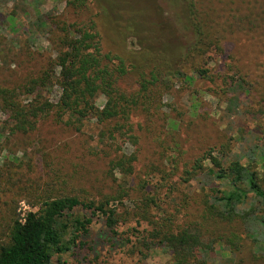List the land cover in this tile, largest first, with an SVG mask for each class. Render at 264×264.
<instances>
[{
    "label": "rangeland",
    "instance_id": "1",
    "mask_svg": "<svg viewBox=\"0 0 264 264\" xmlns=\"http://www.w3.org/2000/svg\"><path fill=\"white\" fill-rule=\"evenodd\" d=\"M71 1L0 0V87H17L49 69L60 50L49 17L95 26L103 54L114 68L123 66L117 85L125 94L139 92L141 76L152 71L162 82L153 86L150 100H140L144 108L132 107L133 140L95 120L79 131L44 120L29 137L14 136L0 111V244L15 214L23 219L38 211L42 196L74 194L96 201L116 196L111 206L121 215L119 234L97 216L76 247L56 255L52 264H171V253L159 246L144 259L138 242L165 217H172L176 228L204 223L198 199L203 184L210 185L200 176L189 179L186 170L198 160L211 167L209 154L225 161L226 155L235 159L264 144V36L258 40L227 30L224 50L212 47L201 61L188 57L196 37L183 0H85L82 8ZM200 67L207 68L206 76L196 71ZM60 97L54 86L48 98L56 103ZM95 102L103 109L104 94ZM133 154L132 174L110 172L113 159ZM149 198L158 207L147 205ZM212 229L205 238L220 241L201 264H264L241 226L210 222ZM233 231L242 238L239 251L225 242Z\"/></svg>",
    "mask_w": 264,
    "mask_h": 264
},
{
    "label": "trees",
    "instance_id": "2",
    "mask_svg": "<svg viewBox=\"0 0 264 264\" xmlns=\"http://www.w3.org/2000/svg\"><path fill=\"white\" fill-rule=\"evenodd\" d=\"M84 2L74 0L69 3L74 8H82ZM183 2L191 19L189 26H193L196 37L188 57L202 61L212 47L222 52L227 30L245 31L256 35L258 40L264 36V0ZM48 19L60 46L49 69L42 75L29 77L17 87H0V111L5 113L12 134L29 137L39 130L44 120L55 121L76 131L81 130L87 121L95 120L112 134L120 133L131 140L136 139L130 122L132 107L144 108V102L140 100L152 98L153 86L162 82L161 74L156 71L149 76L143 74L140 91L134 95L125 94L117 85L120 74L124 73L123 66L114 68L110 63L112 58L103 54L100 34L94 25L68 24L53 17ZM231 21L234 22L229 26ZM196 71L201 76L207 74L205 67ZM54 86L61 90L56 103L48 98ZM100 92L106 98L103 109L96 107L95 102ZM24 97L27 100H23ZM205 158L211 161V167H205L198 160L191 171L185 172L189 179L200 176L203 183L210 185L206 189L202 183L204 186L198 199L204 223L197 227L176 228L172 217H165L164 222L154 221L152 229L139 238V253L144 259L153 247L159 246L171 253V264H201L220 241L218 237L205 238L206 232L213 231L209 230L210 222L233 228L241 226L245 235L251 236L256 244L254 254L264 259V144L254 145L248 155L235 159L226 155L224 161L212 154ZM136 160L134 154L118 156L110 162V172L130 175ZM120 191L124 193L123 197L128 194L126 188L121 187ZM52 195L42 196L39 210L28 212L23 219L15 214L7 238L0 244V264H52L56 255L66 254L76 247L77 240L89 232L97 216L105 218L112 234H119L117 227L121 215L111 206L116 196L96 201L74 194ZM148 202L147 205L158 207L156 199L149 198ZM79 210L88 211L90 215L78 214ZM229 234L225 242L233 251H239L242 238L235 231Z\"/></svg>",
    "mask_w": 264,
    "mask_h": 264
}]
</instances>
